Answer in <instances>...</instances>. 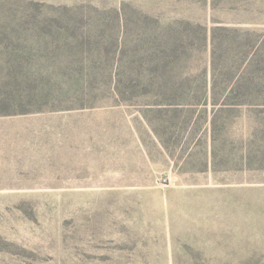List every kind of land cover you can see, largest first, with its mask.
Instances as JSON below:
<instances>
[{"label":"rangeland","instance_id":"374dc122","mask_svg":"<svg viewBox=\"0 0 264 264\" xmlns=\"http://www.w3.org/2000/svg\"><path fill=\"white\" fill-rule=\"evenodd\" d=\"M0 97V264H264V0H0Z\"/></svg>","mask_w":264,"mask_h":264},{"label":"trees","instance_id":"16d2710c","mask_svg":"<svg viewBox=\"0 0 264 264\" xmlns=\"http://www.w3.org/2000/svg\"><path fill=\"white\" fill-rule=\"evenodd\" d=\"M179 44L174 45V54L178 52ZM14 100V99H13ZM12 100V101H13ZM9 99L8 97H0V109H3L9 105Z\"/></svg>","mask_w":264,"mask_h":264}]
</instances>
